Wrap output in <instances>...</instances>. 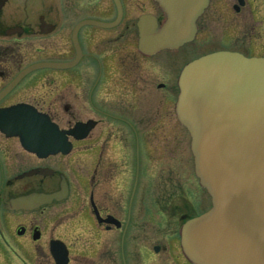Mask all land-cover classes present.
<instances>
[{
    "label": "flooded vegetation",
    "instance_id": "flooded-vegetation-1",
    "mask_svg": "<svg viewBox=\"0 0 264 264\" xmlns=\"http://www.w3.org/2000/svg\"><path fill=\"white\" fill-rule=\"evenodd\" d=\"M163 21L155 0H0V264H192L180 227L210 205L181 192L179 73L264 57V0H209L191 41L145 52Z\"/></svg>",
    "mask_w": 264,
    "mask_h": 264
},
{
    "label": "water",
    "instance_id": "water-1",
    "mask_svg": "<svg viewBox=\"0 0 264 264\" xmlns=\"http://www.w3.org/2000/svg\"><path fill=\"white\" fill-rule=\"evenodd\" d=\"M155 1L164 21L140 26L145 52L191 41L209 2ZM175 109L210 198L181 225L182 253L192 264H264V57L215 51L193 59L179 73Z\"/></svg>",
    "mask_w": 264,
    "mask_h": 264
},
{
    "label": "rangeland",
    "instance_id": "rangeland-1",
    "mask_svg": "<svg viewBox=\"0 0 264 264\" xmlns=\"http://www.w3.org/2000/svg\"><path fill=\"white\" fill-rule=\"evenodd\" d=\"M180 143L182 145L181 147V179L184 183L181 185V192L187 197V198H194L196 200V209L201 210L202 206L206 208L210 205V198L202 189L197 181V178L193 175H191V160L189 157V154L187 150L185 149V139L183 137V134L180 133ZM184 153L186 154V157L184 156ZM201 189L203 191H201ZM208 208V207H207Z\"/></svg>",
    "mask_w": 264,
    "mask_h": 264
},
{
    "label": "bare ground",
    "instance_id": "bare-ground-1",
    "mask_svg": "<svg viewBox=\"0 0 264 264\" xmlns=\"http://www.w3.org/2000/svg\"><path fill=\"white\" fill-rule=\"evenodd\" d=\"M219 51H225V50H219ZM227 51V50H226ZM232 52V51H231ZM244 56V55H243ZM246 57V56H245ZM247 58H249V57H247Z\"/></svg>",
    "mask_w": 264,
    "mask_h": 264
}]
</instances>
